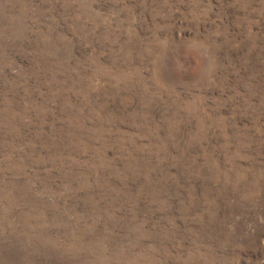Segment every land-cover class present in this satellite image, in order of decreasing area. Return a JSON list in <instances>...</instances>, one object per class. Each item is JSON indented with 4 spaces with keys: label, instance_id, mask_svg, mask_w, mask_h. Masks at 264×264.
Wrapping results in <instances>:
<instances>
[{
    "label": "rangeland",
    "instance_id": "rangeland-1",
    "mask_svg": "<svg viewBox=\"0 0 264 264\" xmlns=\"http://www.w3.org/2000/svg\"><path fill=\"white\" fill-rule=\"evenodd\" d=\"M0 264H264V0H0Z\"/></svg>",
    "mask_w": 264,
    "mask_h": 264
},
{
    "label": "clouds",
    "instance_id": "clouds-1",
    "mask_svg": "<svg viewBox=\"0 0 264 264\" xmlns=\"http://www.w3.org/2000/svg\"><path fill=\"white\" fill-rule=\"evenodd\" d=\"M183 48L185 53H194L197 57L198 63L192 72L195 77L208 80L214 76L218 70V63L209 45L199 40H192L184 42Z\"/></svg>",
    "mask_w": 264,
    "mask_h": 264
}]
</instances>
